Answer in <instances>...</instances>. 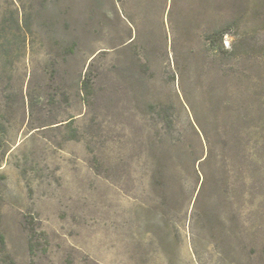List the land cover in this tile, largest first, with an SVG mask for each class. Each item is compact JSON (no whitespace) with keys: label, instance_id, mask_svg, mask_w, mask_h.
Returning <instances> with one entry per match:
<instances>
[{"label":"rangeland","instance_id":"obj_1","mask_svg":"<svg viewBox=\"0 0 264 264\" xmlns=\"http://www.w3.org/2000/svg\"><path fill=\"white\" fill-rule=\"evenodd\" d=\"M0 264H264V0H0Z\"/></svg>","mask_w":264,"mask_h":264},{"label":"built area","instance_id":"obj_2","mask_svg":"<svg viewBox=\"0 0 264 264\" xmlns=\"http://www.w3.org/2000/svg\"><path fill=\"white\" fill-rule=\"evenodd\" d=\"M225 44H227V42H224Z\"/></svg>","mask_w":264,"mask_h":264}]
</instances>
